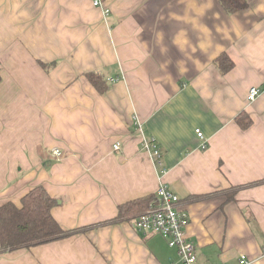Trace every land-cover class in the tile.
<instances>
[{
  "label": "crops",
  "instance_id": "1",
  "mask_svg": "<svg viewBox=\"0 0 264 264\" xmlns=\"http://www.w3.org/2000/svg\"><path fill=\"white\" fill-rule=\"evenodd\" d=\"M93 1L0 0V205L41 185L77 229L0 264H184L135 219L111 222L161 183L189 214L195 264H264V0L233 13L219 0Z\"/></svg>",
  "mask_w": 264,
  "mask_h": 264
},
{
  "label": "trees",
  "instance_id": "2",
  "mask_svg": "<svg viewBox=\"0 0 264 264\" xmlns=\"http://www.w3.org/2000/svg\"><path fill=\"white\" fill-rule=\"evenodd\" d=\"M227 12L233 13L248 7L247 0H219ZM221 68L229 70L233 61L226 54L219 57ZM48 65V64H46ZM45 65V66H46ZM52 65V64H50ZM88 78L100 92L108 87L100 84V74L90 72ZM2 76L0 74V82ZM241 119L239 122L245 127L251 121ZM156 200V195H147L129 200L118 206L117 215L111 220L123 221L139 217ZM56 199L41 186H35L22 198L21 205L14 201H6L0 205V252L18 248H28L36 244L48 242L68 236L77 229H65L54 218L52 208Z\"/></svg>",
  "mask_w": 264,
  "mask_h": 264
},
{
  "label": "built area",
  "instance_id": "3",
  "mask_svg": "<svg viewBox=\"0 0 264 264\" xmlns=\"http://www.w3.org/2000/svg\"><path fill=\"white\" fill-rule=\"evenodd\" d=\"M93 3L97 6H103L102 0H94ZM108 12V8H104V13L107 14ZM260 93L261 89L253 86L249 91L248 98L254 100ZM197 132L200 136H203L202 131L197 129ZM142 146L154 157L160 156V150L154 137H143ZM113 147L119 149L120 143H114ZM54 153L60 155L61 151L55 149ZM155 195L156 200L135 219V226L145 233L152 232L162 235L171 247L177 249L184 264H195L197 260L195 245L186 232L190 218L189 214L182 210L179 195L164 183L158 186ZM248 263L247 256L241 255V264Z\"/></svg>",
  "mask_w": 264,
  "mask_h": 264
},
{
  "label": "clouds",
  "instance_id": "4",
  "mask_svg": "<svg viewBox=\"0 0 264 264\" xmlns=\"http://www.w3.org/2000/svg\"><path fill=\"white\" fill-rule=\"evenodd\" d=\"M208 7H211V3H209ZM231 19H232V23L234 25V30L237 31V29L240 28V23H239V21L236 19V17L234 15L231 16ZM237 34L239 35V31H237Z\"/></svg>",
  "mask_w": 264,
  "mask_h": 264
},
{
  "label": "rangeland",
  "instance_id": "5",
  "mask_svg": "<svg viewBox=\"0 0 264 264\" xmlns=\"http://www.w3.org/2000/svg\"><path fill=\"white\" fill-rule=\"evenodd\" d=\"M116 66H118V65H116ZM119 67V66H118ZM102 77V76H101ZM100 77V79H102ZM111 83H114V82H116L117 80H119V77L118 76H113L112 78H107Z\"/></svg>",
  "mask_w": 264,
  "mask_h": 264
}]
</instances>
